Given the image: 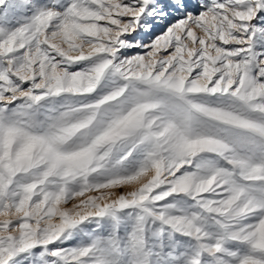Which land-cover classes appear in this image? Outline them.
<instances>
[{
  "label": "snow or ice",
  "instance_id": "1",
  "mask_svg": "<svg viewBox=\"0 0 264 264\" xmlns=\"http://www.w3.org/2000/svg\"><path fill=\"white\" fill-rule=\"evenodd\" d=\"M0 264H264V0H0Z\"/></svg>",
  "mask_w": 264,
  "mask_h": 264
}]
</instances>
